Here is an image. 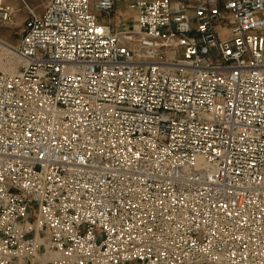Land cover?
<instances>
[{"label":"built area","instance_id":"obj_1","mask_svg":"<svg viewBox=\"0 0 264 264\" xmlns=\"http://www.w3.org/2000/svg\"><path fill=\"white\" fill-rule=\"evenodd\" d=\"M113 8L0 39V264H264V0Z\"/></svg>","mask_w":264,"mask_h":264},{"label":"rangeland","instance_id":"obj_2","mask_svg":"<svg viewBox=\"0 0 264 264\" xmlns=\"http://www.w3.org/2000/svg\"><path fill=\"white\" fill-rule=\"evenodd\" d=\"M48 0H0V5L8 7L9 20L0 17V39L16 44L22 33V26L30 13L41 14ZM133 0H114V8L109 15L102 14L101 19L113 29L134 25V13L129 5Z\"/></svg>","mask_w":264,"mask_h":264}]
</instances>
